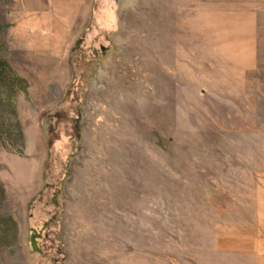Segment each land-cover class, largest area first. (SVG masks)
Here are the masks:
<instances>
[{
  "label": "rangeland",
  "instance_id": "1",
  "mask_svg": "<svg viewBox=\"0 0 264 264\" xmlns=\"http://www.w3.org/2000/svg\"><path fill=\"white\" fill-rule=\"evenodd\" d=\"M219 9L264 91V0H0V264H264V125L177 67Z\"/></svg>",
  "mask_w": 264,
  "mask_h": 264
},
{
  "label": "crops",
  "instance_id": "2",
  "mask_svg": "<svg viewBox=\"0 0 264 264\" xmlns=\"http://www.w3.org/2000/svg\"><path fill=\"white\" fill-rule=\"evenodd\" d=\"M187 35L177 50V67L190 79L189 87L202 94L209 113L235 115L240 131L259 130L264 125V91L249 90V74L260 64L257 13L211 11L204 14L203 27H189Z\"/></svg>",
  "mask_w": 264,
  "mask_h": 264
}]
</instances>
